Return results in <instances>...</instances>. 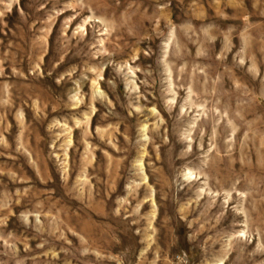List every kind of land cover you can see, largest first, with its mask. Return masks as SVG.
<instances>
[{
    "label": "rangeland",
    "instance_id": "rangeland-1",
    "mask_svg": "<svg viewBox=\"0 0 264 264\" xmlns=\"http://www.w3.org/2000/svg\"><path fill=\"white\" fill-rule=\"evenodd\" d=\"M0 264H264V0H0Z\"/></svg>",
    "mask_w": 264,
    "mask_h": 264
}]
</instances>
